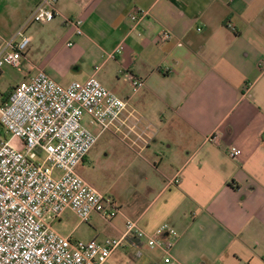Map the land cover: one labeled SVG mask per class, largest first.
<instances>
[{
    "label": "crops",
    "instance_id": "1",
    "mask_svg": "<svg viewBox=\"0 0 264 264\" xmlns=\"http://www.w3.org/2000/svg\"><path fill=\"white\" fill-rule=\"evenodd\" d=\"M67 2L75 12L58 5L60 39L31 35L26 56L32 52L39 64L25 56L24 77L43 70L67 86L94 76L125 100L128 138L113 133L147 166L134 160L117 184H149L151 195L134 197L130 187L108 195L87 181L120 208L112 221L94 214L88 223L94 216L114 223L118 237L111 239L123 236L128 221L149 235L170 225L179 233L171 251L177 264H264V0ZM139 11L148 15L134 22ZM25 17L13 21L15 31ZM67 17L83 21V35ZM164 33L169 40H160ZM132 77L145 81L138 93ZM212 136L219 144L208 141ZM232 146L242 150L240 158L229 157ZM176 176L181 183L173 186ZM134 243L141 257L132 246L124 249L134 251L138 264H165L160 249ZM126 251L110 260L125 264Z\"/></svg>",
    "mask_w": 264,
    "mask_h": 264
},
{
    "label": "built area",
    "instance_id": "2",
    "mask_svg": "<svg viewBox=\"0 0 264 264\" xmlns=\"http://www.w3.org/2000/svg\"><path fill=\"white\" fill-rule=\"evenodd\" d=\"M63 1L40 0L14 34L3 40L0 72L6 66L22 69L32 43L29 27L60 18L57 7ZM147 15V11H139L132 20L139 22ZM65 22L77 36L83 35L82 20ZM169 39V33L160 38ZM130 82L134 93L145 87L141 78L132 77ZM126 111L127 102L94 76L63 86L39 70L17 84L6 100L0 94V126L5 131L0 134V264H106L128 246L141 257L140 247L134 243L139 240H145L150 249H160L165 264H177L171 251L179 233L167 224L149 235L135 221H128L122 237L104 241L73 240L54 227L67 212L82 223L89 222L94 214L106 221L120 214L115 199L98 192L77 173V168L106 131L128 138L122 120ZM85 117L99 128L98 135L84 126ZM7 133L11 135L9 140ZM135 135L138 142L144 141L143 133ZM208 141L219 144L217 136ZM227 153L232 159L242 156V150L235 146ZM180 183L176 176L171 185Z\"/></svg>",
    "mask_w": 264,
    "mask_h": 264
},
{
    "label": "rangeland",
    "instance_id": "3",
    "mask_svg": "<svg viewBox=\"0 0 264 264\" xmlns=\"http://www.w3.org/2000/svg\"><path fill=\"white\" fill-rule=\"evenodd\" d=\"M33 3L34 0H0V44H2L3 40L9 39L14 34L16 23L13 21L24 19L25 15L28 13L27 11L32 7ZM60 4L64 9L65 14L74 15L75 10L70 6L67 0L58 5ZM67 19L71 18L67 17ZM55 20L56 22L53 25L44 26L46 29L45 33L37 31V25L41 24H35L29 27L27 34L29 36L33 35L37 40L43 35H46L56 41L62 36L63 26H61L60 23L62 20L61 18ZM29 50H31V44L26 54ZM32 56L33 53L30 52L26 57L30 63L32 62L31 64L35 63L33 65L38 66L39 62H37L35 57ZM24 65L21 70L10 66H6L2 69L0 72V94L25 80ZM83 124L94 135L99 134V128L95 125H90L88 117L84 118ZM0 134H5V131L1 126ZM10 138L11 135L7 133L6 139L9 140ZM13 144H17V140H15ZM145 155L148 159L150 158L148 154ZM134 160L135 156L119 141L117 135H115L113 131H106L99 136L96 145L90 151L85 162L78 166L77 173L101 193L115 195V193L118 194L122 190L124 191L130 187L135 192H138L134 197L139 194L150 197V191L145 186L149 184H117L122 179L126 166ZM40 161H42V159H40ZM134 162H137L142 166H147V164L141 159L135 160ZM55 175H58V172H55ZM103 220L98 216H94L90 223H82L72 212H67L55 223L54 227L60 234L63 236H70L73 240L89 241L92 239H98L104 241L106 238L111 239L112 237H118L116 236L117 232L116 229H114V223L110 225L109 222ZM92 225H95L94 227H96L97 231H95L96 229ZM97 234H99L98 238ZM125 251V249L119 250L122 254H124ZM126 252L129 257L128 259H125V264L127 260L130 264H138L139 260L136 259L134 251L127 250ZM116 258L118 257L116 256ZM116 258L114 259L113 257L107 264H117V262L119 263L122 261L121 257L119 260Z\"/></svg>",
    "mask_w": 264,
    "mask_h": 264
},
{
    "label": "trees",
    "instance_id": "4",
    "mask_svg": "<svg viewBox=\"0 0 264 264\" xmlns=\"http://www.w3.org/2000/svg\"><path fill=\"white\" fill-rule=\"evenodd\" d=\"M14 87L10 88L9 90L5 91L4 93H1V95L3 96V98L6 100L13 92ZM132 242V240H130Z\"/></svg>",
    "mask_w": 264,
    "mask_h": 264
}]
</instances>
